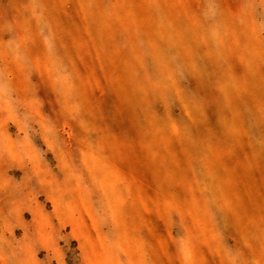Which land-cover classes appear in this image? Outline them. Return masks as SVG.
Masks as SVG:
<instances>
[{
  "label": "rangeland",
  "instance_id": "rangeland-1",
  "mask_svg": "<svg viewBox=\"0 0 264 264\" xmlns=\"http://www.w3.org/2000/svg\"><path fill=\"white\" fill-rule=\"evenodd\" d=\"M0 264H264V0H0Z\"/></svg>",
  "mask_w": 264,
  "mask_h": 264
}]
</instances>
